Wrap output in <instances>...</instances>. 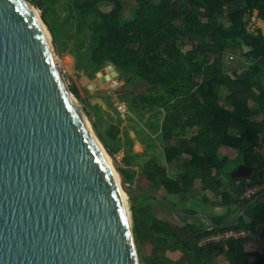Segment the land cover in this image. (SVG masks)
I'll return each mask as SVG.
<instances>
[{"label":"trees","instance_id":"obj_1","mask_svg":"<svg viewBox=\"0 0 264 264\" xmlns=\"http://www.w3.org/2000/svg\"><path fill=\"white\" fill-rule=\"evenodd\" d=\"M35 1L61 65L66 62L63 38L68 37L81 56L77 69L89 79L110 66L125 86L138 83L141 92L132 100L120 93V101L163 117L161 146L167 163L186 157L176 180L156 160L135 164V157L126 154L122 173L129 186L138 169L154 186L149 190L162 188L172 196L193 194L199 181L204 204L228 209L223 216L210 217L211 225L199 217L177 226L155 216V206L170 210L151 194L130 195L135 245L139 251L146 245L154 251V258L143 264H221L220 259L224 264H264V240L256 241L264 225V192L241 199L246 189L264 183V88L257 89L264 85V31L250 26L255 14L264 23V0H132L129 16L124 12L131 0ZM58 4L65 20L51 24L46 13L52 9L57 14ZM105 6L112 8L106 11ZM235 49L248 60L246 70L225 67V52ZM71 78L73 97L91 114L88 90L80 87L78 77ZM120 133L114 125L107 136L100 135L114 154L120 150ZM239 162L253 168L251 177H231ZM261 195L232 227L220 228ZM177 229L189 236L182 237ZM228 231L250 235L201 244ZM252 242L259 243L258 249L247 248Z\"/></svg>","mask_w":264,"mask_h":264},{"label":"water","instance_id":"obj_2","mask_svg":"<svg viewBox=\"0 0 264 264\" xmlns=\"http://www.w3.org/2000/svg\"><path fill=\"white\" fill-rule=\"evenodd\" d=\"M31 6L40 14L36 1ZM50 37L24 0H0V264H139L131 214L79 115ZM84 115L123 190L149 193L172 211L157 190L125 186L124 166ZM252 175L246 165L231 173ZM260 197L220 228L232 227ZM189 217L211 225L203 214Z\"/></svg>","mask_w":264,"mask_h":264},{"label":"rangeland","instance_id":"obj_3","mask_svg":"<svg viewBox=\"0 0 264 264\" xmlns=\"http://www.w3.org/2000/svg\"><path fill=\"white\" fill-rule=\"evenodd\" d=\"M30 5L33 4L32 0H25ZM50 2L46 3L48 7ZM133 6V1H128L125 7V16H129L131 14L130 9ZM51 8V6H50ZM111 6H105L102 9L106 11L111 10ZM58 12H51L52 9L46 13V18L51 24L56 22V19L61 21V23L65 20V12L63 11V7L61 4L57 5ZM40 10V17L42 18L43 10ZM252 18L250 22V26L252 24H256L259 27L264 26L263 22L256 20L255 17ZM44 23V22H43ZM45 26V24H44ZM46 27V26H45ZM48 31V28H46ZM264 29V28H263ZM72 33V31H71ZM63 41L67 43L66 45V62L65 65L62 66L59 59V67L65 84L69 89V83L72 82L71 74L73 77H78L80 79V87L88 90V104L89 109L92 116L94 126L97 129L99 135H108V130L111 126L119 127L121 133L118 140V144L120 150L117 154H115L116 158L120 162L122 166H124V158L126 154L135 157L134 163L143 165L146 161L150 159H154L157 163L167 169L168 175L173 179H179L183 172V161L186 157H183L180 161L176 163H167L164 156V151L161 146V129L160 124L162 122V118H157L153 116V112L149 111H140L135 110L134 108H130L128 103L121 102L118 94L125 93V98L132 100L135 95L141 92L143 89L138 83L128 84L125 86L124 80L120 78L119 71L114 67H105L99 72L95 74L93 79H89L82 71L77 69V64L80 61V54H78L74 50V39L63 38ZM57 55V54H56ZM224 64L228 69L229 66H237L241 69H247L249 62L243 56V51L240 49H235L232 51H226L224 55ZM58 58V57H57ZM99 74V75H98ZM101 79H105L104 83H101ZM109 84L103 86V84ZM102 86L100 87L99 85ZM97 85L99 86L97 88ZM125 86V87H124ZM264 85H259L258 90H263ZM70 90V89H69ZM71 93V91H70ZM72 95V93H71ZM73 97V95H72ZM75 104L77 105V109L79 110V114L81 118L85 122L88 130L91 135L95 138L91 125L86 119L84 115V111L79 107L78 102L73 97ZM84 112V113H83ZM88 115V114H87ZM156 124H159V127H156ZM96 139V138H95ZM97 140V139H96ZM98 142V141H97ZM99 143V142H98ZM101 147V145H100ZM242 162H239L237 165H241ZM236 165V166H237ZM125 186L130 190H141V189H150L154 188V186L149 183L145 176L143 175L141 169H138L135 177H134V185L132 187L129 186L128 183ZM196 191L193 194L186 195H178L172 196L169 195L164 189L159 188L158 193L165 197L167 201L170 203L173 210L166 211L164 208L161 209L159 206H155L154 213L155 216L159 219L168 220L171 224L180 226L185 225L188 221H193L194 218L189 217L191 214H187L184 210H192L202 212L207 216H214L213 212L218 210V207L204 204L202 202V191H200V182L197 181L195 183ZM126 194V207L130 213L131 206V197L129 194ZM196 205L201 206V208H196ZM159 207V208H158ZM194 209V210H193ZM219 215H222L223 212L227 211V208L219 207ZM176 212V213H175ZM184 212V213H183ZM178 213L183 214L184 216H179ZM239 213V212H238ZM236 217V216H235ZM234 217V218H235ZM203 221L206 220L201 217ZM232 215L229 216L226 221L230 220ZM233 218V219H234ZM206 223V222H205ZM256 241L264 240V226H261L257 233ZM253 244V243H252ZM257 244V243H256ZM254 245V244H253ZM252 250L258 249V247L251 248ZM137 256L139 264H143L147 259L154 258V251L149 245L144 246L140 251L136 247ZM174 257V255H171Z\"/></svg>","mask_w":264,"mask_h":264},{"label":"built area","instance_id":"obj_4","mask_svg":"<svg viewBox=\"0 0 264 264\" xmlns=\"http://www.w3.org/2000/svg\"><path fill=\"white\" fill-rule=\"evenodd\" d=\"M260 192H264V183L262 185H257L252 188L246 189L245 193L242 195L241 199L243 200H249L253 196L257 195ZM250 233L248 231H228L220 234H212L208 236L206 239L202 241L201 244L209 243V242H221V241H227L229 239H239V238H245L248 237Z\"/></svg>","mask_w":264,"mask_h":264},{"label":"bare ground","instance_id":"obj_5","mask_svg":"<svg viewBox=\"0 0 264 264\" xmlns=\"http://www.w3.org/2000/svg\"><path fill=\"white\" fill-rule=\"evenodd\" d=\"M24 2L26 3L28 9L33 13L34 17L36 18L37 22L39 23L40 27L42 28V30H43V32H44L46 38H47V39L49 40V42H50V40H51L50 34H49V32L47 31V29H46V27L44 26V24L41 22V20H40V18H39V14H38V12H37L35 9H33L32 6H31L27 1L24 0ZM79 115H80V114H79ZM80 117H81V115H80ZM83 122H84V121H83ZM84 123H85V122H84ZM85 125H86V124H85ZM87 128H88V127H87ZM91 130H92V132H93V134H94V136H95V138H96L97 140H96L94 137H93V139L95 140V142H96V144H97V146H98V148H99L101 154L103 155L105 161H106L107 164H108L109 170H110L111 175H112V177H113V180H114V182H115V184H116L117 190H118V192H119L120 195H121V201H122L123 205L125 206V208L127 209V207H126V201H125V200H126V194H125L126 192L123 190V188L121 187V185H120V183H119V175H118V173L116 172V170L112 167V165H111V161H110V159L108 158V156L106 155V153H105L104 149L102 148V146L100 147L101 144H100V142H99L97 136L95 135V133H94L92 127H91ZM97 141H98L99 143H98Z\"/></svg>","mask_w":264,"mask_h":264},{"label":"crops","instance_id":"obj_6","mask_svg":"<svg viewBox=\"0 0 264 264\" xmlns=\"http://www.w3.org/2000/svg\"><path fill=\"white\" fill-rule=\"evenodd\" d=\"M264 24V23H263ZM258 26V25H257ZM262 28V27H261ZM263 28H264V26H263ZM262 28V29H263ZM263 31H264V29H263ZM201 191V190H200ZM202 195H203V193H202ZM203 198V197H202ZM198 207V209L199 208H201V206H198V205H196V208ZM216 207H218V210L217 211H215V212H213V214H214V216H223V215H225L226 213H227V211H228V209H227V211L224 213L223 212V214L222 215H219V213H220V211H219V207H222V206H219V205H217ZM222 208H225V207H222ZM194 210V209H193ZM196 212V214H203L202 212H198L197 210L195 211ZM238 214V213H237ZM192 215V214H191ZM205 217H207V218H209L210 219V217H212V216H207V215H205V214H203ZM204 218V217H203ZM205 219V218H204ZM206 222V221H205ZM207 223V222H206ZM264 226V225H263ZM177 233L179 234V235H182V237L183 236H189L187 233H185V232H183L182 230H180V229H177ZM257 238H260V237H257ZM255 241V240H254ZM254 245H253V244ZM252 243H249L248 245H247V248L248 249H251V248H254V247H259V243L258 242H252ZM257 243V244H256ZM222 260L220 259V263L221 264H224L223 262H221ZM226 264V263H225Z\"/></svg>","mask_w":264,"mask_h":264}]
</instances>
